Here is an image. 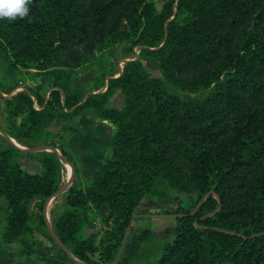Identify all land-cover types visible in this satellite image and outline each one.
Here are the masks:
<instances>
[{
  "label": "trees",
  "instance_id": "1",
  "mask_svg": "<svg viewBox=\"0 0 264 264\" xmlns=\"http://www.w3.org/2000/svg\"><path fill=\"white\" fill-rule=\"evenodd\" d=\"M123 43L141 55L104 92L92 93L105 83L99 69L91 89L73 86L75 69ZM0 51L13 70L45 72L53 89L46 100L32 93L6 99L22 118L12 121L11 139L58 148L54 120L65 121L62 139L78 134L69 122L87 112L115 128L91 181L67 189L68 209L55 224L78 262L112 264L143 203L180 205L176 195L197 193L204 202L178 209L171 234H145L126 264H264V0H165L160 10L152 0H32L25 18L0 20ZM141 57L157 62L159 77ZM116 93L121 109L108 106ZM22 159L42 173L24 171ZM61 170L54 153L0 149V200L9 211L3 244L32 234L34 201L45 225ZM92 211L105 226L98 241L81 234L79 214ZM68 260L48 264H77Z\"/></svg>",
  "mask_w": 264,
  "mask_h": 264
},
{
  "label": "rangeland",
  "instance_id": "2",
  "mask_svg": "<svg viewBox=\"0 0 264 264\" xmlns=\"http://www.w3.org/2000/svg\"><path fill=\"white\" fill-rule=\"evenodd\" d=\"M152 1L157 10H160L165 4V0ZM128 46L129 45H127V43H123L119 46L108 49L103 54L102 59L98 60L94 65L88 67L82 66L78 69H75V77L90 70L97 72V69H99L102 73L107 74V76L117 77V75L121 73L126 61H132L134 59H137L141 55V52L139 54H136V51L139 50V48L129 50ZM127 51H129L130 53L127 58H124L123 55ZM141 60L151 76L159 77L158 64L155 60L147 57H141ZM0 64L4 68L0 70L1 149L3 146L9 144V140L7 139L6 135L10 138L8 132L12 121H17V125H20L22 122V118H15L13 114L9 117V111L5 102L6 99L18 94L32 93L34 95H45V98L43 99L46 100L49 98L48 95H50V92L53 89L50 86L51 80L49 84H45V81L47 80V78H49V75H47L45 72H38L32 68L18 67L15 70L12 69L16 76V79L14 82L8 83L7 81L2 80L1 77L8 76V74L5 75L6 71L11 70L12 67L8 55L6 53H3L2 51H0ZM64 124L65 121L59 117L58 119L54 120L49 128L50 132H52L54 135H58L54 140L58 148H60V146H63V148H65L63 140L60 137V132L62 131L61 128ZM14 142L23 149H29L26 145H23L16 140H14ZM37 146L39 145H36L34 147ZM66 151L68 153V150ZM68 155L71 159V162L69 164L73 167V169H76L72 186L76 189H84L91 180H85L84 178H82V173L79 169L81 167L80 163L74 162L75 157L70 155V153H68ZM83 158L84 157H80V161ZM22 163V169L24 171L30 174L37 175H40L42 173L41 167L36 163H30V161L27 159H22ZM61 166L62 170L60 187L64 186L70 177V171L68 170V168L62 163ZM66 197L67 194L66 192H64L53 198L47 206L46 219L48 225L50 226V229H52L54 233L55 224L58 217L66 209H68ZM176 198L180 200V205L175 202L165 200L157 203L145 202L137 209L134 215V221L132 222V226L127 234L124 243L123 251L120 257L121 264H126L131 254L135 253L140 248V240L144 237L145 234L152 233L156 237H163L171 234L175 226L177 225L178 209L189 211L197 206V201H199L198 205H201L205 200V198H201L197 193H193L190 195L180 194L176 195ZM29 211L34 221L32 234H30L27 238L18 240V242L22 241V244L17 248L14 243L5 245L2 243L1 234L5 229V220L8 216L9 211L7 209L6 202L3 199L0 200V250L3 252L5 251V249L12 248L11 250L13 251L12 256H8L12 257L11 260H4V263L48 264V261L50 260L68 263V258L50 235L48 227L46 226V222L44 226L40 224V215L42 214L38 210L37 201H34L30 204ZM195 211L196 209L193 210V212ZM79 215V221L82 225L81 234L84 237L95 234L96 241H98L105 229V226L101 223L96 213L92 211L91 213L84 212L80 213ZM23 241H25L26 244H23Z\"/></svg>",
  "mask_w": 264,
  "mask_h": 264
},
{
  "label": "crops",
  "instance_id": "3",
  "mask_svg": "<svg viewBox=\"0 0 264 264\" xmlns=\"http://www.w3.org/2000/svg\"><path fill=\"white\" fill-rule=\"evenodd\" d=\"M2 69L4 68L0 64V70ZM7 74L8 76H5ZM5 75V77H1V79L7 81L8 83L14 82L16 79L12 68L11 70H7ZM111 77L113 76H106L104 86L98 90H92V93L104 92L107 86V80ZM97 80V73L93 70H90L80 74L79 76H76L72 81V84L77 89L88 90L92 88V83ZM49 82L50 79L47 78L45 84H49ZM44 96L45 95H41L42 98H44ZM108 106L121 109L124 106L123 96L119 93H116L112 96ZM8 114L10 117L13 113L8 112ZM69 124L78 130V134L63 135V144L65 145L66 150H68V153L75 157L74 162L80 163L81 167L79 169L82 173V178L85 180H91L96 171L97 164L107 154V145L114 134L115 128L109 122L99 120L92 112H87L73 118ZM80 157L84 158L80 161ZM24 243L26 244L25 241H23V244ZM21 244L22 241L16 243V248ZM11 249L12 248L5 249L3 252L0 250V264H5L4 260H11L12 257H8L9 255L12 256L13 251Z\"/></svg>",
  "mask_w": 264,
  "mask_h": 264
},
{
  "label": "water",
  "instance_id": "4",
  "mask_svg": "<svg viewBox=\"0 0 264 264\" xmlns=\"http://www.w3.org/2000/svg\"><path fill=\"white\" fill-rule=\"evenodd\" d=\"M126 62H128V61H126ZM6 137L9 140V144L12 145L13 147H15L16 149H18L19 151H21L22 153H41V152L54 153L57 157H59L60 162L64 166L69 167L70 177H69L67 183L64 186L60 187L58 189V191L49 200L46 201V203L44 205V211H43V213H44V220L46 222V226L48 227L49 233L52 236V238L54 239V241L60 246V248L62 249L63 253L66 255V257L68 259H70L71 261H74L77 264H81L80 262H78L72 256V254L68 251V249L56 237L54 231L52 229H50V226L48 225V222H47V219H46V209H47V206H48L49 202L53 198H55L56 196H58V195H60V194H62L64 192H66L67 189H69L72 186L73 181H74V176H75V172H74L73 167L67 162V160L64 158V156L62 155L61 151L58 148L37 146V147L31 148V149H23L22 147H20L19 145H17L14 142V140H12L11 138H9L7 135H6ZM134 218H135V216L132 217V220H131V222H130V224H129L126 232H125V235H124V238H123L121 247H120V249H119V251H118V253L116 255V258H115V260H114V262L112 264H117L120 261V257H121L122 251H123L124 243H125L127 234H128V232H129V230H130V228L132 226V222L134 221Z\"/></svg>",
  "mask_w": 264,
  "mask_h": 264
},
{
  "label": "clouds",
  "instance_id": "5",
  "mask_svg": "<svg viewBox=\"0 0 264 264\" xmlns=\"http://www.w3.org/2000/svg\"><path fill=\"white\" fill-rule=\"evenodd\" d=\"M32 0H0V20L15 21L28 16Z\"/></svg>",
  "mask_w": 264,
  "mask_h": 264
},
{
  "label": "built area",
  "instance_id": "6",
  "mask_svg": "<svg viewBox=\"0 0 264 264\" xmlns=\"http://www.w3.org/2000/svg\"><path fill=\"white\" fill-rule=\"evenodd\" d=\"M139 52H140V50H137V51H136V54H139Z\"/></svg>",
  "mask_w": 264,
  "mask_h": 264
},
{
  "label": "bare ground",
  "instance_id": "7",
  "mask_svg": "<svg viewBox=\"0 0 264 264\" xmlns=\"http://www.w3.org/2000/svg\"><path fill=\"white\" fill-rule=\"evenodd\" d=\"M67 167V166H66ZM68 168V170H69V167H67ZM53 207H55V206H53ZM53 212V211H52Z\"/></svg>",
  "mask_w": 264,
  "mask_h": 264
}]
</instances>
